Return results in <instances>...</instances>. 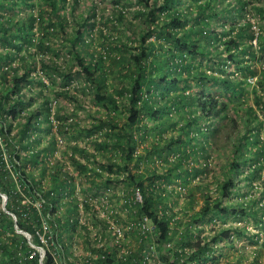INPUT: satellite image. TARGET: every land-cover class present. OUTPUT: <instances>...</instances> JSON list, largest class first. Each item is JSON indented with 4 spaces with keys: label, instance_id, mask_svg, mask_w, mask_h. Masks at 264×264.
<instances>
[{
    "label": "trees",
    "instance_id": "trees-1",
    "mask_svg": "<svg viewBox=\"0 0 264 264\" xmlns=\"http://www.w3.org/2000/svg\"><path fill=\"white\" fill-rule=\"evenodd\" d=\"M77 1L43 0L49 7V19L46 26L53 28L56 23H62L60 9H65L66 4H70V8L73 9ZM136 1L139 7L133 11V16L140 20V23L139 26L134 27L133 23L125 18L122 9L124 5L120 3V0H113L116 8H113L114 10L109 15L114 21L112 26L116 28L120 24L119 28H123L132 35L131 38L135 41H133L132 48H129L122 41L114 43L116 38L113 39L112 50L116 53L107 56L110 60L108 66L103 64L104 58L101 53H97V59L93 63V54L83 52L80 48L84 44L81 29L85 23H88L85 21L94 15L86 17L81 22L76 21L77 26L70 42V54L79 66V72L72 71L71 67L61 69L54 63L55 61L44 64L60 76L59 81L62 85L71 82L76 74L82 75L89 83L88 89H91L93 102L106 109L107 116L105 119L98 118L95 124H90L85 134L90 135L91 132L106 127L105 139L101 141L92 139L90 142L102 152L110 151L111 155L105 161L109 174H112V167L124 174V179L121 180L126 183V188H129L131 193H129V199L121 205L131 215V220L147 217L154 225L153 233L147 235L145 239L142 238L141 245L133 246L127 254L121 253L116 256L118 247L109 248L108 253L100 248H89L90 253L97 256L90 259L91 264H118L123 261L140 264L139 262L144 257L142 252L147 254L146 259L152 264H183L192 258H195L198 264H215L218 258L212 253L214 244L219 240L228 239L233 232L237 236L240 235L239 228L229 226L213 230L202 237H193L188 231L189 226H195V223L210 222L212 216L209 217V214L234 216L237 213L245 214L246 212L242 208L236 210L233 206L221 205L219 199H210L208 195L202 194L201 205L192 212V217L185 221L184 210L173 211L179 192L174 194L173 189L168 190L166 186L174 183L176 178H180V184H187L188 176L193 177L201 171L195 167L186 169L182 166L183 157L189 152L194 153V146H198V149L204 153L201 146L203 137L210 138L211 145H214L213 148L217 147L220 141L218 140L220 127L212 123L204 127L200 125L202 121L217 119L229 103L233 104L235 115L244 118L246 132L236 138V144L232 147L233 158L228 169L234 173L238 166H244L247 172L245 176L247 186L251 187V180L259 178L262 179L264 186V144L259 138L262 123L251 105L246 103L244 90L237 89V87L244 89L247 83L243 81L247 75L253 76L257 73V69L247 62L255 54L254 46L246 43L247 39L254 37V33L250 28L249 20L243 19L241 25H230L225 31L218 32L220 36H217L213 30L209 29V19L218 14L213 8L214 2L210 3V0L204 2L191 0L184 12L180 8L183 4L182 0ZM237 2L238 5L234 7V10L243 13L247 4L241 0ZM15 3L16 0H0V10L5 7L14 8ZM252 10L262 17L264 3L252 6ZM222 12H225L224 9ZM41 18L39 16V22ZM232 19L235 20L237 17L233 16ZM35 21L36 18L30 13L26 26L20 22V25L12 30L15 23L11 22V17L2 18L0 15V42L8 48L5 53L0 54V63L8 64L10 59L23 47L31 56L27 48L32 44L30 30ZM188 24L190 25L187 26ZM222 36H224L223 40ZM254 38L257 40L258 49L264 51V32L256 34ZM243 39H245L244 44H241L240 41ZM214 41L217 42L214 48L218 46L223 48L226 52L225 59L234 62L235 70L241 74V77L232 75L235 70L227 71L220 67L225 65L226 61L217 63L218 72L223 74V77L206 73L203 69L191 70L193 65L186 61L187 56L190 55L191 58L207 56L208 58L210 55L206 54L204 49L209 48ZM37 47L48 49L42 41L38 42ZM244 54L247 59L236 60V56ZM23 67L24 70L20 74L17 73L16 67L10 65L5 70L0 69V193L6 197L4 208L10 213L6 214L0 208V233L5 235L0 240V253L8 254L7 260L10 264H54V254L47 244L49 240L44 231L47 229L44 223L52 229V240L60 245L64 243L63 234L69 229L73 231L78 224L76 217L69 216L70 209L77 211L78 206L75 198L71 201L63 200L71 193V190H67L71 185V177L61 161L53 160L51 165L46 164L48 160L46 150L49 156H52L54 142L49 140L48 149H36L37 138H29L33 131L40 129L41 123L50 122L48 120L50 111L46 97L38 107L31 108L33 97L25 98L22 88L29 82L35 81L36 85L42 83L30 74V70L33 69L32 65ZM9 70L12 73L7 79L6 74ZM261 71L259 86L264 90L263 67ZM208 83L220 87L219 94L225 96L226 101L213 96L210 92H205ZM190 85L197 87V90L193 93H185ZM58 93L64 97L69 96L64 89ZM252 93L255 102H261L262 96L257 95L255 89ZM234 99H237V102L233 103ZM240 100L244 103L243 101L239 103ZM185 106H191L193 109L198 107L203 113L200 114L202 119L193 113L187 117L188 120H185V123L173 129L177 131V136L171 134L166 137L165 147L157 143L152 145L144 155L136 152L137 142L144 141L148 131H153L159 126L157 132L161 137L168 128H173L175 121H172L169 114L173 112L176 115L184 112ZM162 115L165 121H162ZM52 116L57 122L62 120L57 112H52ZM116 116L121 123L117 122ZM147 120L150 125H147ZM229 121L232 128L239 127L235 118L232 117ZM252 122L255 126L251 127L252 129L248 128V124ZM188 132H195L194 136L199 137H195L198 142H191L194 136H187ZM229 132L232 134V129ZM228 137L229 135H225L224 139ZM186 145L191 149L185 153ZM72 152H77L86 160L91 156L85 148L77 145L72 146ZM165 152L177 155L173 160H168ZM71 154L68 159L73 168L81 173L87 171L88 174L91 169L87 164L72 157ZM153 156L161 157L163 164H171V167L165 173H155L154 169H145L147 176L144 177L142 171L136 169L140 161L147 168L149 163H153ZM116 157L119 158L118 162L114 159ZM130 161H133L132 165L135 168L133 170L127 167ZM38 164L40 172L35 175L33 169ZM47 170H49L48 181L44 183ZM117 177L116 173L115 180ZM109 182V179H106L105 183ZM221 182V197H229L235 183L231 176L225 177ZM135 191L139 200H136ZM184 197L188 200L186 209L192 210L194 204L192 194ZM23 198L26 201L23 202ZM261 209L263 210L264 207ZM176 213L181 214L182 217L174 218ZM11 215L15 221L12 220ZM114 220L118 223L116 219ZM125 223L126 221L118 224ZM170 224L173 226L171 227ZM14 225L18 230L25 231L29 235V241L32 244L43 249L41 260L38 251L28 246L25 237L14 232ZM42 237L46 244L41 242ZM168 242H171L170 246H166ZM184 248L187 252H184ZM19 253L21 255L16 256ZM2 257L0 256V264L5 263ZM65 263L67 264L66 260ZM144 263L146 264V261Z\"/></svg>",
    "mask_w": 264,
    "mask_h": 264
},
{
    "label": "rangeland",
    "instance_id": "rangeland-1",
    "mask_svg": "<svg viewBox=\"0 0 264 264\" xmlns=\"http://www.w3.org/2000/svg\"><path fill=\"white\" fill-rule=\"evenodd\" d=\"M183 4L181 9H187L188 2L191 0H182ZM204 2L205 0H198V2ZM247 5L244 7L243 13L234 10V7H237V0H210L214 2L213 8L217 11V15L209 19L210 30H213L217 36H220V31H225L230 25H241L243 19L249 20L250 28L253 30L254 37L256 34L264 32V15L261 17L258 13L252 10V6L262 5L264 0H241ZM120 3L124 5L122 8L124 11L125 18L131 21L134 27L139 26L140 20L136 19L133 16V11L139 7V4L136 0H120ZM228 4V5H227ZM9 7V5H8ZM65 9H60V16L62 23H56L53 28L46 26V23L49 19L48 10L49 7L47 3L43 0H16L14 8H3L0 10V15L2 18L8 16L11 17V22L15 23L12 27L17 28L20 22H23L26 26L27 18L32 14L36 18L34 26L31 28L32 44L27 48L31 56L27 54V51L24 50V47L15 54V56L10 59L8 64L0 63V69L5 70L8 65L17 68V73L20 74L23 72L26 65H32V70L30 74L36 77L42 84L36 85L35 81L29 82L22 88V91L25 92V98L28 96L33 97V102L31 108L38 107L44 97L48 99L47 106L49 108L50 114L48 115L49 123H41L40 129L35 130L31 133L30 139L35 137L38 140V143L35 145L36 149L39 148H49V140H52L54 150L52 156H49L47 152V165H51L53 160H60L64 166V169L67 171L68 175L71 177V185L67 190H71V193L66 195L63 199L64 201H71L73 198L76 199L78 210L69 211V216L76 217L78 224L75 229L67 230L63 234V242L60 245L52 240V229H49V226L44 223L47 229L44 231L47 233V238L49 242L50 251L54 254V264H79L81 259H85L86 256H89V248L104 247L106 248L107 242L102 241L103 234L100 235V239L97 240L93 238V233H99L104 228L106 220L112 222L116 219L118 223H123L124 221L131 220V215L122 207V203L129 199V188H126V183L122 182L121 179H124V174L121 171H116L112 167V174H109L106 170L107 157H110V151H100L94 147L90 141L96 140L101 141L106 138V127L93 131L90 135H86V130L89 128L90 124H95L98 122V118L105 119L106 109L97 105L93 102L92 94L90 92L89 83L85 78L76 74L71 82L66 85H62L59 81V77L55 71L49 69L48 66L44 64H49V61L54 62L61 67V69H68L71 67L72 71H80L79 66L72 58L70 52V42L73 38L74 31L77 26L76 21H83L86 17H94L86 20L85 25L82 30V39L84 44L81 45V51L86 53L93 54L94 63L97 59V53L103 55V64L108 66L110 63L107 56H112L115 51L112 50L113 39L116 38V41H122L127 44L129 48H132L133 41L130 34H128L123 28H119L120 24L115 27L112 25L114 21L109 17L113 8L116 6L113 4V0H78L73 9L70 8V4L65 5ZM191 8H194L191 6ZM224 9L225 12H222ZM190 10V8H189ZM194 9H192L193 11ZM93 11V14H91ZM39 16L41 20L39 22ZM237 17V19H232V17ZM23 18V19H20ZM23 20V21H22ZM66 22V23H65ZM188 24L187 26H189ZM101 31V34H99ZM45 32H47L45 34ZM45 36V37H44ZM247 39L246 43H251L255 49L254 56L247 60L252 67L257 69V73L253 76L247 75L245 78L246 86L243 88L237 87L238 90H244V96L246 97L245 101L251 105L255 115L258 117L262 123L259 138L264 144V90L259 86V80L262 75L261 68H264V51H261L257 47V40L255 38ZM224 39V36L221 38ZM153 40V38H152ZM18 41V40H17ZM43 43L44 46L48 49H41L37 47L38 42ZM245 39L241 40V44H244ZM216 41L210 45L209 48L204 49L205 53L210 55L207 56H197L198 58H191L190 55L187 56L186 61H189L194 69H203L206 73L224 75L218 72L219 62L226 61V64L220 67L226 69L227 71H234L235 64L229 60L225 59L226 52L223 51V48L216 45ZM81 44V43H80ZM8 48L0 42V54L5 53ZM89 55V54H87ZM236 60L247 59L246 54L238 55L235 57ZM44 65V66H43ZM12 71L6 74V78L11 75ZM239 78L241 74L235 73L232 74ZM243 84V86L245 85ZM264 88V87H263ZM62 89L66 90L69 96L64 97L58 92ZM255 89L257 95L262 96L261 102L256 103L255 97H253L252 91ZM197 90V87L190 85L185 93H193ZM237 90V92H238ZM236 91V90H235ZM205 92L212 93L213 96L218 97L226 101L225 96L219 94L221 92L220 87L216 84L208 83L206 85ZM76 98V100H74ZM243 101L240 100L239 103ZM160 103L161 100L159 99ZM237 102V99L233 100V103ZM244 103V101L242 102ZM238 104V103H237ZM194 107V105H192ZM191 106H185L184 112L174 114L171 112L169 114L172 121H175L173 128H168L165 133L160 137L158 128H154L153 131L150 130L147 132L144 141H140L137 138V148L136 152L144 155L147 150H150L152 145L158 143L162 147H165L167 143V138L169 135L173 134L177 136L176 127H179L181 124L185 123L188 119V116H191L193 113L198 117H201L200 114H203L201 110L197 107L193 109ZM52 112L59 113L61 115V121L57 122L52 116ZM235 118L239 127L232 128L230 126L229 119ZM162 121H165L164 116L162 115ZM202 119V117H201ZM244 118H239L235 115L233 104L229 103L224 112L218 115L217 119H210L202 121L201 125L204 127L206 124L218 125L221 129L220 137L218 140L219 143L217 147L213 148L214 145H211L210 138L203 137L201 146L204 149V153L198 149V146H194V153H190L183 157L182 166L186 169L190 167H195L201 171L198 174H195L193 177L188 176L187 184H180V178H176L174 183L168 184L166 189H173L178 193L176 203L174 204L173 211L184 210L185 216L184 219L187 221L192 217V212L196 211L202 203V194H206L210 199H219L221 205H229L230 207H235L236 210L240 208L244 209L245 214L237 213V215H219V214H209V217L212 216V220L208 223H195L194 225L189 226V232L193 237H202L211 231L216 229L226 228L229 226L238 227L240 235H236L235 232L231 233L228 239L219 240L216 242L212 248V253L214 257L218 258V261L215 264H264V186L262 179L251 180V187L247 186V180L245 176L247 175L246 167L238 166L236 172H231L228 169V166L231 163L233 158L232 147L236 144V138L242 136L246 132V126L243 122ZM118 123H121L116 116ZM186 120V121H185ZM147 125H150V122L147 120ZM156 123L157 121H152ZM62 125V126H60ZM255 126V123L248 124V128ZM48 128V130H46ZM232 129L233 133L229 131ZM252 129V128H251ZM82 130L81 132H79ZM140 133V131H138ZM195 135V132H188L187 136L192 137ZM229 135L225 140L224 136ZM53 136V138H51ZM194 136L191 139V142H198ZM163 138H166L163 140ZM33 145V144H32ZM77 145L79 147L85 148L86 151L91 153V156L86 160L84 157L79 155L77 152H72V146ZM187 149L185 153L190 151V146H185ZM105 152V153H104ZM70 153L72 157H75L82 163L87 164L88 168L91 169L87 174V171L77 172L72 164L70 163ZM177 154L173 155L172 152H165V156L168 160H173ZM116 162L119 161V158H114ZM264 161V159H263ZM133 161H130L127 164V167L131 170L135 169L132 165ZM36 166V167H35ZM33 173L38 175L40 172L39 164L35 165ZM138 169L141 170L143 176L146 177L147 174L145 169L152 170L154 169L155 173H165V171L171 167V164H163L161 157L153 156V163H149L148 167L145 168L144 163L140 161ZM49 170L45 173L46 177L44 178V183L48 181ZM117 173L118 177L114 178ZM114 175V176H112ZM231 176L235 187L232 188L231 195L226 198H222L220 194L221 180L225 177ZM142 177V179L144 178ZM191 177V178H190ZM106 179H109V183H105ZM148 181V180H147ZM159 181V179H157ZM157 183V182H156ZM45 185V184H44ZM98 189V190H97ZM187 194H192L194 199L193 209H186L187 199L184 197ZM26 199L23 198V202ZM1 208V201H0ZM2 209V208H1ZM63 209V208H62ZM239 212V211H238ZM8 214V213H6ZM58 215V213H57ZM182 217L181 214L176 213L174 218ZM196 217V216H195ZM194 217V218H195ZM121 220V221H120ZM147 225L150 226V220L147 222ZM84 226L85 228H82ZM172 227L173 225L170 224ZM17 229L14 228V232L23 236V234L16 232ZM1 232V231H0ZM5 235L0 233V240L3 239ZM43 238V237H42ZM41 238V242L45 243L44 238ZM29 239V237H28ZM135 235L128 236L124 238V242L129 241V245L136 242ZM112 241V240H111ZM30 242L29 240L27 241ZM31 243V242H30ZM32 244V243H31ZM31 248H37L41 253L40 258L43 257V249L40 246L28 245ZM41 249H39V248ZM62 250V252H61ZM2 259L6 264H10L7 260V255H2ZM62 254V256H61ZM19 253L16 256H20ZM95 255V254H93ZM92 256V254H91ZM93 257V256H92ZM4 263V264H5Z\"/></svg>",
    "mask_w": 264,
    "mask_h": 264
},
{
    "label": "built area",
    "instance_id": "built-area-1",
    "mask_svg": "<svg viewBox=\"0 0 264 264\" xmlns=\"http://www.w3.org/2000/svg\"><path fill=\"white\" fill-rule=\"evenodd\" d=\"M135 197L137 198L136 200H139L136 191H135ZM0 198L1 200L4 198V195L1 193H0ZM11 217L14 218L13 215H11ZM148 221L149 219L147 217H142L141 219H138V220L137 218L133 220H129V221H126L125 224H118V223H115L114 221L109 222L108 220H106V224L104 225V228L102 229V231L99 233H93V236H94L93 238H96L97 240H99L101 237L100 235L103 234L102 241L106 240V242L108 243L106 245L107 247L104 248V247L99 246L96 248H100L101 250L106 251L108 253L110 252L109 248L118 247L119 249L116 251V256H119L121 253L127 254L128 251L133 246L141 245L142 238L145 239L147 235H151L153 233L154 225L150 221V226H148L147 225ZM133 235H135L136 237L135 244L132 243L131 245H129V241L127 243L124 242L125 237L128 238V236H133ZM169 243L171 244V242H168L166 246H170ZM33 249L38 251L37 248H33ZM184 252H187L186 248H184ZM38 253H39V259H40L41 253L39 251ZM142 253L144 257L139 263L145 264L144 261H146V264H152L150 261H147L146 259L147 254H145V252H142ZM89 254L90 255L86 256L85 259H81L79 264H91L90 259L97 257L96 254L95 255L92 254L93 256L92 257L90 251H89ZM121 260H124V259H121ZM118 264H130V261L129 262L123 261L121 263L118 262ZM183 264H198V263L195 258H192V259L186 260Z\"/></svg>",
    "mask_w": 264,
    "mask_h": 264
},
{
    "label": "water",
    "instance_id": "water-1",
    "mask_svg": "<svg viewBox=\"0 0 264 264\" xmlns=\"http://www.w3.org/2000/svg\"><path fill=\"white\" fill-rule=\"evenodd\" d=\"M5 201H6V197L4 196V198L1 200V208H2V210H3L5 213H8L7 210L4 208ZM12 220L15 221L14 218H12ZM14 228H16L15 225H14ZM16 232L23 234V236L25 237V239L28 241V237H29V235H28L25 231H22V230H18V229H17ZM28 245L33 246V244H31L30 242H28ZM40 259H41V258H40Z\"/></svg>",
    "mask_w": 264,
    "mask_h": 264
},
{
    "label": "clouds",
    "instance_id": "clouds-1",
    "mask_svg": "<svg viewBox=\"0 0 264 264\" xmlns=\"http://www.w3.org/2000/svg\"><path fill=\"white\" fill-rule=\"evenodd\" d=\"M183 12L185 11V10H182ZM195 70V69H194ZM2 194V193H1ZM4 195V194H3ZM1 199V198H0ZM8 214H10L9 212H8ZM15 220V219H14ZM15 229H17V228H15ZM29 240V239H28ZM41 260V259H40Z\"/></svg>",
    "mask_w": 264,
    "mask_h": 264
}]
</instances>
